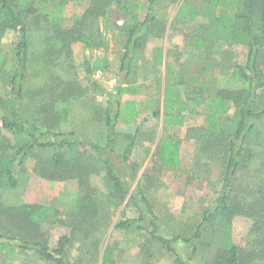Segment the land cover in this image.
Instances as JSON below:
<instances>
[{"label":"trees","instance_id":"trees-1","mask_svg":"<svg viewBox=\"0 0 264 264\" xmlns=\"http://www.w3.org/2000/svg\"><path fill=\"white\" fill-rule=\"evenodd\" d=\"M80 1L85 2L84 11L74 14L71 26L63 28L62 22L69 0H0V41L8 31L15 35L12 66L10 70L2 71L1 82L9 87V97L0 99V124L4 130L26 139L21 144L10 145V148L8 143L0 142V187L8 183L15 188V167L23 166L32 157L36 160L34 171L38 176L53 181L74 178L78 180L80 189L71 223L62 222L57 217L58 212L51 208L30 204L6 207L0 203V250L9 251L16 246L17 250L31 251L52 264H70L67 253L73 244L79 243L82 248L89 245L97 249V242L89 235L96 232L97 221L108 220L112 212L109 211L108 214V210H103L102 204L104 207L106 204L102 203V199L96 200L90 194L87 174L90 171L89 163L65 159V152L73 150L86 155L90 161L99 163L109 190L108 197L114 200V206L129 195L133 203L136 202L134 195L140 198L144 209L139 211L138 218L117 222V229L141 231L144 229L140 224L147 221L151 238L174 255L176 262L180 264L186 262L176 255L172 247L178 240L187 245V260L190 262L196 259L200 261L198 264H244L250 259V255L231 242L233 218L237 215L260 218L262 222H257L255 229L262 232L261 238L264 241V177L256 180L254 185L249 183L243 187L242 184L246 175L243 171L254 166L258 155L252 147L253 139H258L264 133V79L260 68L264 51V0L202 1V9L205 11L203 17L208 22L210 34L213 29L216 36L219 34L222 37L243 38L246 60L243 65H235L231 75L233 81L242 84V88L218 90L208 99L203 110L205 117L201 128V152L221 161L224 171L221 188L212 205L202 212L201 221L190 229V235H173L171 239L160 235L157 217L145 194L139 190L130 194L129 182L121 176V171H124L122 165H125L129 171L128 176L135 178L136 164L132 159V150L141 134L140 125L126 145L121 161H118L115 155L118 121L131 123L138 115L137 102H122L120 99L127 91L125 87H116V93L109 96L110 108L105 111L104 147L88 143L84 138L80 140L73 133H56L51 130L52 124L47 125L45 131L37 125L38 120L47 121L56 102L55 96L61 99L67 97L66 94L75 92L76 85L60 80L64 82L61 91H58L60 85L57 88L45 85L31 92L25 88L29 61L39 64L42 69H48L57 65L60 60L61 65L67 64L70 68L73 43H82L90 49L103 47L104 39L98 19L104 18L112 5L130 22L123 28L126 42L120 72L129 74L145 39L157 36L156 16L163 0H147V12L143 20H140L132 6L133 0ZM200 12L196 3L184 1L178 6L172 22L186 25L195 21ZM193 40H187L186 46L191 47L193 53L201 52V36ZM152 52L154 63L161 65L162 49L154 48ZM165 58H168L167 53ZM174 60L173 68L167 59L165 61L161 86L158 84L162 108L152 113L153 117L161 118L164 127H179L184 123L188 105L182 95L186 100L197 103L202 93V80L191 72L188 74L178 58ZM47 94H51L47 107H36L30 115L24 114L30 97L42 101L46 100ZM231 110L232 116H229ZM86 148L97 157L90 155ZM156 157L162 166L179 168V141L171 136L162 137L157 146ZM56 223L67 224L71 231L68 235L60 236L54 248H49L42 228L44 225L52 227ZM200 245L205 246L206 252L213 247V255L208 262H204V255L198 257ZM116 248L117 245L104 250L101 264L109 261L111 264V256Z\"/></svg>","mask_w":264,"mask_h":264},{"label":"rangeland","instance_id":"rangeland-1","mask_svg":"<svg viewBox=\"0 0 264 264\" xmlns=\"http://www.w3.org/2000/svg\"><path fill=\"white\" fill-rule=\"evenodd\" d=\"M184 1L196 3L201 14L195 21L186 25L173 24L176 10ZM202 1L163 0L156 16L157 36L145 39L129 74L120 72L117 63L121 61L126 42L123 28L130 22L113 5L104 18L98 19L104 39L103 47L90 49L82 43H73L70 68L67 64L61 65L60 60L57 65L48 69H42L39 64L29 61L26 74L25 88L31 92L45 85H52L54 88L60 85L58 91H61L66 81L76 85L75 92L66 94L67 97L61 99L55 96L56 102L47 116V121H37L39 127L45 131L47 125L52 124L51 130L56 133H73L80 137V140L84 138L88 143L100 147L106 144L105 111L110 108L109 96L116 93L118 87L116 82L123 76L120 86L125 87L127 91L120 99L122 102H137L138 115L131 123L118 121L115 155L117 160L121 161L126 145L130 143L136 129L141 125V134L132 150V159L136 164L135 178L128 176L129 171L125 165H122L124 171H121V176L129 182L130 194H135L137 190L145 194L157 217L160 235L166 239H171L173 235L189 236L192 231L190 229L201 221L202 212L216 199L224 171L217 157L201 152L203 147L201 128L205 117L203 110L208 99L218 90L242 88V84L233 81L231 75L235 65H243L246 60L243 38L222 37L219 34L216 36L213 29L210 34L208 22L203 17L205 11L202 9ZM84 6L85 2L69 0L62 22L63 28L71 26L72 16L82 13ZM132 6L140 20H143L147 12V0H133ZM199 36L203 41L202 51L193 53L191 47L186 46V41L193 42V39ZM14 41L15 35L11 31L6 32L0 41V99L9 97V87L1 82V78L3 72L10 70L12 66ZM154 48L162 49L161 65L154 63L152 52ZM166 53L168 58H165ZM108 56L110 61L105 65ZM176 58L184 64L188 74L191 72L202 80V93L197 103L186 100L182 95L188 105L184 123L179 127H164L161 118L153 117L152 113L162 108L158 84L161 86L165 61L167 59L173 68ZM260 68L261 77L264 79V51ZM57 79L64 82L60 83ZM50 99L51 94H47L46 100L42 101L30 97L23 113L30 115L36 107H47L46 103H49ZM232 112L229 111L228 115L232 116ZM164 136H171L179 141V168H167L157 161V146ZM24 138L22 135L4 130L0 124V142L8 143L9 148L21 144L26 140ZM252 147L258 155L254 166L249 169L251 171L248 169L243 171L246 174L242 181L243 187L249 183L254 185L256 180L264 177V133L258 139H253ZM86 151L97 157L89 148H86ZM64 156L65 159L74 162L89 163L90 171L87 174L90 194L96 200L102 199V203L106 204L105 207L102 204L103 210H108V214L109 211L112 212L108 220L97 221L96 232L89 235L97 242V249L89 245L82 248L79 243L68 248L70 264H101L104 250L115 245L117 248L111 256V264H180L176 262L174 255L151 238L147 221L140 224L144 229L141 231L120 230L115 227L119 221L138 218L139 211L144 209L139 197L134 195L136 202L133 203L129 195L114 206V200L108 197L109 190L99 163L90 161L86 155L73 150L66 151ZM35 161L30 157L23 166L15 167L16 187L12 188L8 183L3 184L0 187V203L6 207L30 204L51 208L58 212V219L64 223H71L80 192L78 180L43 179L34 171ZM259 219L243 215L233 218L231 242L245 254L250 255V259L244 264H264V241L261 238L263 234L258 228L255 229L257 222H262ZM42 229L49 248H54L58 238L68 235L71 231V227L63 223H56L52 227L44 225ZM172 247L186 264L200 262L196 259L191 262L187 260L188 247L182 240L174 242ZM16 248L14 246L9 251L0 250V264H52L40 259L31 251L22 252ZM205 249V246H199L198 257L204 255V262H208L213 255V247L207 252ZM109 263L110 261L107 262Z\"/></svg>","mask_w":264,"mask_h":264},{"label":"water","instance_id":"water-1","mask_svg":"<svg viewBox=\"0 0 264 264\" xmlns=\"http://www.w3.org/2000/svg\"><path fill=\"white\" fill-rule=\"evenodd\" d=\"M123 80V76H120L119 79L117 80L116 84L117 86H120Z\"/></svg>","mask_w":264,"mask_h":264},{"label":"crops","instance_id":"crops-1","mask_svg":"<svg viewBox=\"0 0 264 264\" xmlns=\"http://www.w3.org/2000/svg\"><path fill=\"white\" fill-rule=\"evenodd\" d=\"M106 64L105 65H108L109 63H108V61H110V58H109V56L108 57H106ZM119 66H120V62H118L117 63V67L119 68ZM114 71H115V69H114Z\"/></svg>","mask_w":264,"mask_h":264},{"label":"built area","instance_id":"built-area-1","mask_svg":"<svg viewBox=\"0 0 264 264\" xmlns=\"http://www.w3.org/2000/svg\"><path fill=\"white\" fill-rule=\"evenodd\" d=\"M120 24H121V22H120Z\"/></svg>","mask_w":264,"mask_h":264}]
</instances>
